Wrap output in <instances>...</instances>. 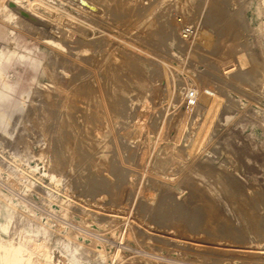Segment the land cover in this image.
Listing matches in <instances>:
<instances>
[{
  "label": "bare ground",
  "instance_id": "6f19581e",
  "mask_svg": "<svg viewBox=\"0 0 264 264\" xmlns=\"http://www.w3.org/2000/svg\"><path fill=\"white\" fill-rule=\"evenodd\" d=\"M241 1H247L245 9L255 12L258 22L254 26L250 20L244 24L248 36L252 37L251 42L245 40L244 44L238 39L239 34L233 32L234 29H240L242 24L238 27L236 23L233 25L235 27H230L229 37L236 36L230 48L232 51H244L243 56L248 59L250 67L245 70L237 64L236 70L248 78L260 93L264 89V45L254 36L264 35V0ZM112 2L114 0H0V129L8 121L7 113L14 112L3 109V100L17 90L24 91L33 85L36 75L40 77L36 86L42 98L39 108L32 111L30 119L20 123L18 135L15 131L9 137L8 143H13L18 136L15 145L22 146L24 150L14 154V165L4 168L0 163V264H53L51 252L57 247L66 258L64 262L67 261V264H88L89 259L96 264L107 260L116 264H134L136 260L134 255L128 259L118 246L99 235L113 234L112 225L117 219L113 213L85 211L82 207L77 212V204L71 197L60 194L62 185L69 190L80 189V193L98 197L100 200L104 194L103 191L100 194V190L106 184V178L98 171L102 165L95 158L101 159L100 156L104 153L101 145L105 143L106 122L103 117L91 115L86 101L77 100L87 96L86 91L88 88L93 89L94 84L92 81L84 83L88 79L86 71L80 69L78 64L67 62L64 55L73 56L79 62L92 63L90 58L93 49L102 46H94L92 38L89 39L86 35L76 38L73 34L74 27L79 25L93 29L92 25L101 22L111 13L117 21H124L128 14L138 17L140 14L137 13L147 12L145 7L150 0H139L132 12L122 8L118 11L117 7H112ZM151 16L150 13L145 16L146 19L141 24ZM180 23L162 19L159 22L163 33L161 40L169 48L185 47L195 40L193 30L188 27L183 28L179 37ZM26 35L35 40L31 41ZM44 46L51 48L53 53L47 54L49 60L45 61L43 67L42 59L46 55ZM99 50L101 49L97 51ZM126 61L130 64L131 71L141 76L138 72L141 69H134L135 61L130 58H126ZM49 62L52 65L59 64V75L56 74L55 65L48 66ZM16 68L21 69V72L15 71ZM233 71L235 70L224 69L222 76H230ZM9 72L11 75L17 74L16 85L10 84ZM155 74L153 71L152 75ZM219 93L217 86L207 83L201 91L198 88L185 90L180 98V91L171 90L168 99L174 112L179 111L182 105L183 115L187 119H193L200 109L205 108L202 98L205 97L203 100L212 108L220 100ZM260 115L264 118V113ZM230 119L232 118L229 115L224 114L218 120L224 125ZM92 127L100 130L102 140H91L89 129ZM186 127L187 130L191 128L190 124ZM238 131H245L248 136L240 140L234 138V133ZM94 133L97 137L96 132ZM210 141V149L201 153V158L192 163L180 178L181 183L190 184L192 195H203L201 205L206 212L205 216H171L176 220L193 221L186 225L194 226V230L188 228L189 231L184 232L212 237L210 240L215 237L241 247L180 239L182 247L178 248L198 256H212L216 262L219 258L235 256L257 260L253 263L263 264L260 258L264 256V222H259V219L264 218V120L258 123L250 120L245 124L237 121L220 137L215 138L213 133ZM30 144H33L32 150L37 151L36 153L31 150ZM13 147H10L11 154L15 151ZM55 149L56 154L53 153ZM183 152L182 149H174L178 157H182ZM216 152L222 153L223 159L220 164L212 165ZM159 158L163 159L165 156L161 155ZM34 161L44 164L43 172L50 181L49 186L36 179V176L40 177L36 173ZM106 162L112 171L117 170L116 165H110V160ZM228 167L235 171L222 176L220 173ZM255 170L258 173L250 174ZM171 173L173 175L167 179L174 182L176 174ZM242 183L248 184V188L259 189L260 192H252L251 189L238 191L242 189ZM108 187L105 188L110 195L112 189ZM164 188L165 194L178 190L174 187ZM174 193L181 196L180 190ZM162 194L164 192L156 193V198L149 201V207L158 202V197L162 199ZM175 200L172 203H179L181 198ZM214 219L218 223L213 225ZM50 229L58 233L55 238ZM104 229L107 230L102 232ZM40 232H43L41 238ZM133 237L136 239L134 235ZM51 238H54L53 242ZM176 243V239H164L160 234H150L145 241L155 252L176 249ZM150 259L162 264H177L153 256Z\"/></svg>",
  "mask_w": 264,
  "mask_h": 264
},
{
  "label": "rangeland",
  "instance_id": "374dc122",
  "mask_svg": "<svg viewBox=\"0 0 264 264\" xmlns=\"http://www.w3.org/2000/svg\"><path fill=\"white\" fill-rule=\"evenodd\" d=\"M246 2L241 0H150L146 5L147 8L145 7L147 12L137 13L140 14L138 17L128 14L124 21H117L111 13L107 14L101 22L92 25L93 29L79 25L73 29L76 38H83L86 35L89 39L92 38L94 46H102L95 47L96 50L92 48L93 53L90 58L93 60L92 63L79 62L70 55H64V58L69 63L78 64L80 69L86 71L88 79H85L84 83L92 81L94 84L93 89L88 88L89 90L86 91L87 96L77 100L86 101L91 115L103 117L106 122L105 143L101 145V151L104 153L101 154V159L94 157L102 165L98 171L102 177L106 178V184L100 190V194L104 192L102 200L98 197L86 196L79 192L80 189L69 190L63 185L60 187V194L71 197L77 204L75 207L77 212H80L82 207L85 211L113 213L117 218L112 225L113 234L99 235H103L114 246H118L128 259L134 255L136 259L134 264H162L159 261H152L151 256L177 264H258L253 263L257 260L235 256L219 258L216 262L212 256H198L188 250L179 249L178 247H182L179 243L180 239L206 244L219 242L221 245L241 246L215 237L210 240L212 237L199 233L184 232V230L189 231L188 228L194 230V226L186 225L193 221L176 220L171 216V214L205 216L206 212L201 205L203 195L200 193L192 195L190 184L181 183L180 178L192 163L201 158V153L210 149L211 135L214 133L215 138L220 137L237 121L245 124L250 120L257 123L264 120L260 115L264 113V89L258 93V89L252 86L250 80L236 70L237 64L245 70H248L250 64L243 56L244 51H232L230 48L236 36L229 37L228 30L230 27H235L233 25L236 23L238 27L242 24L240 29L233 30L235 34H239L238 39L243 44L245 40L252 41L244 24L250 20L251 25L254 26L258 22V15L245 9ZM138 3L139 0H114L112 7H117L118 11L122 8L132 12L133 7H136ZM128 5L130 7H127ZM149 13L152 15L151 18L141 24ZM161 19L173 23L181 22L178 26L179 37L183 28H191L195 36L194 42L185 47L169 48L167 43L161 40L163 35L159 27ZM254 37H258L264 45V35L257 34ZM27 38L31 41L35 40L30 36ZM44 48L46 55L42 59L43 67L45 61L49 60L47 54L53 53L51 48L45 46ZM99 48L101 50L98 52ZM126 58L135 61L136 68L134 66L133 68L141 69L138 71L141 76L131 71ZM50 65L53 66L55 63L52 65L49 62L48 66ZM58 65H55L57 75L61 73H58L57 69L60 68ZM227 68L229 71H235L230 76H222L223 70ZM20 70L16 68L15 71L21 72ZM153 71L155 75H152ZM16 75H9L11 85L17 84L15 83ZM39 79L40 77L36 75L33 85L24 91L17 90L15 94H9L3 100L4 110H14L12 114L7 113L8 121L0 129V163L4 168L14 165L12 161L15 158L14 154L24 150L22 146L15 145L18 136L13 143L8 141L15 131L18 135L17 129L20 123L23 124L24 121L29 120L32 111L39 108L42 101L36 86ZM207 83L217 86L220 92V100L212 108L203 100L204 97L202 104L205 108L200 109L193 119H187L183 115L182 105L177 112L171 109L168 99V93L171 90L180 91L178 94L180 98L185 90L198 88L201 91ZM147 87L150 89H146ZM224 114L232 119L222 125L218 119H222ZM187 123L191 127L188 130ZM89 131L92 141L101 139L100 130L92 127ZM94 132L98 135L97 137ZM247 136L248 133L245 131H238L233 135L238 140L245 139ZM11 145L15 149L13 154L10 153ZM29 146L31 150L34 148L33 144ZM177 148L184 151L182 157L175 155L174 149ZM55 152L56 149L53 153ZM161 155L165 158H159ZM222 159V153L216 152L212 165L220 164ZM106 160H110V165H116L117 170L112 171L106 164L108 162ZM33 163L40 177L36 176V179L42 180L46 186H49L50 181L43 172L44 164L36 161ZM225 170L220 173L222 176L235 171L229 167ZM171 172L176 174L174 182L167 179L173 175ZM251 173L258 172L255 170ZM246 185L242 183V189L238 191L251 189ZM106 186L112 189L110 195L107 194L109 190L106 191ZM164 187L180 190L181 196L174 193L178 190L165 194ZM251 190L260 192L259 189ZM159 192H164L162 199L158 197V202L149 207V201L156 198L155 195ZM175 198H181L179 203H172L176 201ZM202 221L203 218H201ZM259 222H264V218L260 217ZM212 223L217 224L218 220L214 219ZM53 229L56 230L55 226ZM53 229H50V233L55 238L58 233ZM196 230L201 231V229ZM150 234H160L164 239H176L177 243L174 245V247L177 246L176 249L169 248L163 249L162 252H155L150 245L145 244ZM42 235L43 232H40L39 238ZM54 238H51L52 242ZM51 258L53 264H67V261L64 262L66 258L60 253L58 247L52 249ZM260 261L264 262V256H261ZM90 263L96 264L89 259L88 264ZM102 264L116 263L107 260Z\"/></svg>",
  "mask_w": 264,
  "mask_h": 264
}]
</instances>
